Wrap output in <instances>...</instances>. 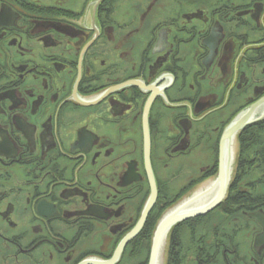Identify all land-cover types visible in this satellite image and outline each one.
Masks as SVG:
<instances>
[{"label": "flooded vegetation", "instance_id": "obj_1", "mask_svg": "<svg viewBox=\"0 0 264 264\" xmlns=\"http://www.w3.org/2000/svg\"><path fill=\"white\" fill-rule=\"evenodd\" d=\"M152 1L0 0V264L110 258L153 177L139 233L239 157L246 127L223 153L224 136L264 97V27H238V13L259 25L264 0L223 1V27L202 0ZM252 133L264 140V124ZM241 171L232 160L221 222L217 208L202 222L207 264H264V223L249 216L264 218V170L233 189Z\"/></svg>", "mask_w": 264, "mask_h": 264}, {"label": "water", "instance_id": "obj_2", "mask_svg": "<svg viewBox=\"0 0 264 264\" xmlns=\"http://www.w3.org/2000/svg\"><path fill=\"white\" fill-rule=\"evenodd\" d=\"M99 3H95V7L97 9ZM264 104V97L247 107L244 111L239 113L234 120L230 123L225 131L224 136V143H223V153L225 147H227L230 151L232 150V144L234 142L233 137L245 127L259 122L264 119V111L258 115V111L260 105ZM229 141V147L228 142ZM147 154H149V143L147 144ZM223 158V154H222ZM232 160L233 162L235 159L233 158L232 152L230 153V160L227 163V168L224 167V160L221 163V171L219 174V178L216 181L206 182L205 188L198 189V193L195 196L189 198L183 204L178 205L175 210H171L167 214H165L160 222L156 227V231H154L153 241H152V248L151 254L148 264H166L167 262V253H168V246H167V238L170 235L171 230L178 225L179 223L202 216L207 214L214 208H216L224 199V194L226 191V187L228 186V182L231 176V167H232ZM220 179V180H219ZM221 182V183H220ZM219 183L221 184V192L215 198L219 191ZM153 187L152 189V196L147 203L144 212L140 221L138 222L137 226L129 233L127 237H125L120 244L118 245L115 254L110 259H99L95 261L94 264H116L125 250L127 244L139 234L142 230L149 213L151 212L156 199L158 190L156 189L155 180L153 177ZM203 191V192H202ZM204 199V200H202ZM200 201V203H197ZM199 204V205H196ZM195 204V205H194ZM249 216L258 219L264 223V218L258 212L256 213H249ZM264 237L260 236L257 238V243H261ZM84 264H91L90 262H86Z\"/></svg>", "mask_w": 264, "mask_h": 264}, {"label": "rangeland", "instance_id": "obj_3", "mask_svg": "<svg viewBox=\"0 0 264 264\" xmlns=\"http://www.w3.org/2000/svg\"><path fill=\"white\" fill-rule=\"evenodd\" d=\"M157 1H158V5L156 8H162L163 6H166V5H171V4L176 5V4H178L179 0H174V1L173 0H157ZM202 1L205 3V5L209 4L208 9H210V6H211L213 11L215 12V14L211 16L212 22L210 23L209 27H223L222 25H218L215 22L216 21L219 22L218 21L219 18H226V20H228L230 18L229 16H226V14H224L227 12V7L224 11H221L222 2L226 1V0H209L210 2L207 0H202ZM227 1L236 2L237 0H227ZM148 3H149V0L146 4V8H147ZM214 3H215V5H214ZM103 6L106 7V4L105 5L103 4ZM231 6H233V4H231ZM218 8H219L221 13H219ZM208 9H207V12H208ZM207 12H206V14L208 15L209 13H207ZM232 12L233 11H231V14H232ZM114 13H115V11H114ZM235 13H237V11L234 12V14ZM248 13L249 12L245 13L243 11L238 13V15L242 16L246 20L245 25H243V26L239 25L238 27H264V19H262L260 21L259 25H254L253 24L254 21L248 20V19H254L253 16L258 14L257 11H253V14H248ZM261 14L263 17L264 12H262ZM120 15H123V14H120ZM112 17L116 18V15H114L112 13ZM200 18H205V17L202 16ZM200 18H198V19H200ZM231 18H233V17H231ZM229 27H235V26L232 25ZM257 127H260V126L258 125ZM261 141L264 142L263 138H261ZM258 144H260V141L257 143H253L251 145V147H249L248 149H245V152H242V156L247 157V159H246L247 163H244L242 165V171H241L242 173L238 174V177L236 178V180L234 182L233 189H243L242 185L245 181L246 182H254L258 177H260L262 175V171L264 170V159L262 158V155H260L258 157L257 161L252 166V168L250 167L251 164L249 163L250 161L248 159L250 156H253L254 153H257V156H258V154H261V152L258 150ZM238 161L241 162L242 160L239 159V157H238L233 162V165L237 166V170L239 168ZM248 163H249V165H248ZM239 175H241V176L239 177ZM240 180H242L241 183H240ZM251 189H255V188H251ZM223 207H224V202L220 203L216 207L217 208L216 212L219 213V216H220V222H221V218H223L222 217L223 216V213H222ZM233 208H238V206H233ZM240 211H242V210L240 209ZM155 213H156V211L153 213V216L155 215ZM199 217H202V219L196 220V218H198V217L188 219V220H185V221L179 223L178 224L179 226L178 225L176 226V228H177V230L175 231V233L177 234L176 251H175V263L176 264H207L206 260H204V259H207V253H208L207 252V242H206L207 239H205V235L209 232V230L210 231L212 230V225L210 227L209 223H207L206 226H203V230H201L200 232L196 231L193 226H195L197 224V221H201V222L205 223V221L209 222V220H211L213 217H212L211 212H208L207 214H204L203 216H199ZM233 220H234V216H231V221H233ZM216 222H218V220H216L215 223ZM234 226L237 228L239 225H238V223H236V224H234ZM196 228H197V226H196ZM145 239H146V230L139 233V235L135 236L128 243V245L125 247L124 253L122 255V260L118 264H126V263L135 264L136 262L139 261V258L143 259L144 258V248H145L144 246L145 245L141 249L137 248V247L140 246V242H145ZM136 244H137V246H136ZM169 244H170V242H169ZM138 249H140V250L138 251ZM213 249L214 248H209L208 251L212 252ZM169 251H170V246L168 247L166 264L168 263ZM204 257H206V258H204ZM198 259L202 260V262H199Z\"/></svg>", "mask_w": 264, "mask_h": 264}, {"label": "trees", "instance_id": "obj_4", "mask_svg": "<svg viewBox=\"0 0 264 264\" xmlns=\"http://www.w3.org/2000/svg\"><path fill=\"white\" fill-rule=\"evenodd\" d=\"M262 124H264V121H260L254 124H251L249 126H247L240 134V155H239V159H241L242 161H238V170H242V165L244 163H247V157L242 156V152H245V149H248L249 147H251V145L253 143H257L260 140H257V134L256 133H252L251 136L248 135V132L252 131L254 132L255 130H257L259 127H257L258 125L261 126ZM261 148V141L260 144H258V150ZM264 152V151H263ZM250 163V162H249ZM248 163V165H249ZM255 164V162L253 163V165ZM251 165V166H253ZM252 168V167H251ZM238 177V174H237ZM240 177V175H239ZM156 211L157 215L156 216H152V214L149 216V220L146 223L143 231L146 230V239L145 242H140V246H138L137 248H142L144 245V258L140 259L139 261L136 262L135 264H148L149 263V258H150V253H151V247H152V239H153V235H154V231L156 229V226L159 222V219L161 218V216L164 213V210L162 211H157L154 210L152 213H154ZM197 219H202V217H198ZM179 226V225H178ZM197 226V228H196ZM194 229L196 231H201L203 230V226H202V222L201 221H197V224L195 226H193ZM177 230L176 227H174L171 235H170V251H169V257H168V263L167 264H176L175 263V251H176V239H177V234L175 233V231ZM195 233V232H194ZM137 246V244H136ZM138 249V251L140 250ZM137 258V257H136ZM206 258V257H204ZM138 259V258H137ZM199 260V259H198ZM206 260V259H204ZM199 262H202V260H199Z\"/></svg>", "mask_w": 264, "mask_h": 264}, {"label": "bare ground", "instance_id": "obj_5", "mask_svg": "<svg viewBox=\"0 0 264 264\" xmlns=\"http://www.w3.org/2000/svg\"><path fill=\"white\" fill-rule=\"evenodd\" d=\"M152 0H149V2H151ZM101 2V1H100ZM152 3H153V1H152ZM99 7V4H98V6H97V8ZM217 25V24H216Z\"/></svg>", "mask_w": 264, "mask_h": 264}]
</instances>
